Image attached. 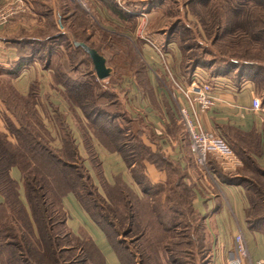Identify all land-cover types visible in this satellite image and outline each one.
Here are the masks:
<instances>
[{
    "label": "trees",
    "instance_id": "1",
    "mask_svg": "<svg viewBox=\"0 0 264 264\" xmlns=\"http://www.w3.org/2000/svg\"><path fill=\"white\" fill-rule=\"evenodd\" d=\"M101 1L118 19L129 23L134 18L116 1ZM160 1L163 3L165 0H146L139 5H130L124 0L126 7L131 10L138 9V6V11L153 14L157 12L154 6ZM232 5L229 7H232V15L237 16L240 29L229 31V23L226 22L228 27L224 24L223 34L216 40L234 36L237 49L242 52L239 56L241 61L230 67V73H226L225 69H212L210 78L227 74L233 76L246 67L255 68L259 71L257 86L264 91V57L260 58L264 56V26L259 24L256 29L248 32L247 27H244L245 18L255 21L259 15L251 9L248 10L249 13H245L244 7L248 4H238L239 9ZM215 6L219 7L217 3ZM39 12L45 17L46 25L39 27V31L33 34L23 31L21 39L18 37L19 41L18 38L12 41L19 47L21 60L10 68L0 67V98L21 125L18 127L10 121L8 128L16 143L9 139L10 135L0 132V196L4 199L0 204V264H105L102 252L86 232L75 235L68 229L63 200L69 194L76 196L91 219L106 234L121 264H209L210 246L204 219L191 209V192L173 182L166 192L156 190L158 193H151V196L140 199L118 177L114 186L104 185L106 197L102 196L85 165L86 159L80 155L79 144L68 122L69 116L60 112L58 107H52L61 133V144L56 146L38 110V81L31 82L26 95L16 89L10 78H17L29 61L36 59L44 68L53 67V87L62 94L72 118L77 119L88 161L100 177L102 166L93 143L94 136L110 151L121 154L128 165L137 163L135 173L140 171V162L150 156L140 136L130 133L129 127H122L120 124V119H125V112L111 111L114 105L120 103H100L111 94L100 89L92 60L81 46L90 45L87 30L90 29L94 34L99 27L78 5L70 6L68 15L72 21L69 30L74 37L71 42L58 24L53 22L51 7ZM62 15L66 14L61 13ZM183 15L188 18L186 11ZM196 27L199 28L200 37L194 38L204 39L209 25L202 26L203 30L198 24ZM177 29V24L171 27L169 35L172 36ZM149 34L154 36L153 31H149ZM115 37L118 36L106 32L102 39L111 45ZM31 39L34 40L30 41ZM186 39L187 37L182 38L181 41ZM169 43L167 41L166 45ZM96 49L100 52L99 48ZM55 53L57 58L61 54L57 65L54 62L52 64ZM254 54L258 57L255 58ZM79 57L80 64L73 66L74 60ZM66 58L68 64L64 66L62 62ZM132 64L140 73V61L132 58ZM189 64L190 62L181 63L188 83L197 69L195 67L191 70ZM78 65H88L91 68L84 75L85 81H75L77 78L72 77L80 69L77 68ZM68 81L71 83H66ZM78 109L82 111L84 119L77 116ZM128 120L126 118L127 123ZM235 141L237 144H233L232 148L239 157H242L240 147L248 150L253 147L254 152L259 153L256 146L260 141L255 136L241 135ZM244 161L250 162L248 155ZM13 168H18L21 172L26 202L21 198L19 182L11 177ZM252 174L254 181L249 184L251 206L247 213L251 225L264 222V173L254 168ZM162 192L165 193L162 195ZM178 216L181 217L180 220H177ZM114 237L117 238L118 245L113 242ZM128 239H131L130 244ZM182 246L187 248L180 251L181 255H185L184 260L175 253V249Z\"/></svg>",
    "mask_w": 264,
    "mask_h": 264
},
{
    "label": "crops",
    "instance_id": "2",
    "mask_svg": "<svg viewBox=\"0 0 264 264\" xmlns=\"http://www.w3.org/2000/svg\"><path fill=\"white\" fill-rule=\"evenodd\" d=\"M144 1L146 0H126V3L139 5ZM15 2L16 0H0V16L14 7ZM84 2L87 3L91 12V15L86 14L97 27L105 29L110 35L124 39L123 44L118 42L116 46H108L110 50H115V53L119 55L127 54V52L139 55L142 66L140 73L135 71L132 59L129 61L125 59V62L119 65L126 71L127 76H123L119 81L118 90L121 93L119 95L123 110L129 118L128 131L140 136L150 155L140 162V173L134 172L137 163L128 165L121 154L110 151L95 136L93 143L101 162L102 177L91 167L87 161L88 154L83 136L78 129V121L75 117L72 118L73 115L62 99V94L53 90L52 66L48 69L42 67L36 59L29 61L15 78L22 88V91L20 89L18 91L26 95L31 82L38 81L39 92L41 96L45 95L43 100L50 103V116L55 117L53 106L69 116L68 122L79 144L80 155L86 159L85 165L90 170L102 196L106 197L104 185L114 186L118 177L140 199L151 196V193L152 195L158 193L156 190L166 192L167 188L175 182L192 193L191 209L204 219V228L210 246L209 264H228L229 261L237 258L235 237L239 231L244 236L251 259L264 262V222L251 225L247 214L251 206L249 184L254 181L251 178L254 168L264 173V112L252 110V102L256 97L264 101V91L257 86L259 71L246 67L241 73L235 72L233 76L214 78H210V74L204 72L203 77H206V81L210 79L211 84L218 83L215 92L219 100L210 111L201 115L203 128L220 134L229 142L231 148L233 144H237L235 140L241 135L255 136L260 141L256 146L259 153L254 152L253 147L250 150L240 147L242 157L234 152L235 164H229L220 157L211 156L208 164L211 176H208L195 162L190 151L189 138L179 114V108L185 105L186 101L175 84L189 83L185 75L181 74L180 55L176 51V46L171 42L170 46L163 50L169 59L166 65L159 54L160 49L152 43L148 28L140 29V23L151 17L153 12L145 13V16L139 14V16L132 14V11L126 7L130 14L137 17L135 22L139 23L137 29L131 30L125 26L126 22L109 12L103 1L84 0ZM72 5L82 7L79 3L76 4L75 0L58 2L56 0H23L24 11L10 15L5 23L0 21V67L10 68L21 60L18 54L19 47L12 41L17 40L19 36L21 39L24 32L33 34L39 31V27L43 28L46 25V19L39 11L46 7H51L53 22L68 35L72 21L68 11ZM61 13L66 15L61 16ZM101 24L104 27L100 26ZM87 31L90 37L88 47L96 50L99 31L97 30L94 34L90 29ZM54 57L52 64L55 61ZM151 71H155L156 76H153ZM76 112L78 117L85 118L82 111L78 109ZM0 131L5 132V130ZM83 152L86 153V157ZM247 155L250 162L244 161ZM11 177L19 182L21 198L26 202L20 170L13 168ZM164 193L162 192V195ZM3 202L4 199L0 196V204ZM63 205L68 213V229L75 235H80L82 231L86 232L102 252L105 264H121L106 234L91 219L76 196L67 195Z\"/></svg>",
    "mask_w": 264,
    "mask_h": 264
},
{
    "label": "rangeland",
    "instance_id": "3",
    "mask_svg": "<svg viewBox=\"0 0 264 264\" xmlns=\"http://www.w3.org/2000/svg\"><path fill=\"white\" fill-rule=\"evenodd\" d=\"M56 1L58 2L60 0H56ZM75 1L77 4L78 1L77 0ZM216 3L219 6L218 8L215 6ZM238 4H248L246 5V7H244L245 13H249L248 10L251 9L253 10V13H256L259 15V17L255 19V21L250 20L245 16L246 18H245L244 27H247L246 29L248 32L253 31V29H256L259 24H261L262 27L264 26V0H167V1L165 0L163 1V3L160 1V3H157L154 6L157 12L153 14L151 17L147 18L146 20H143V22L140 23V29L148 28V32L153 31L154 36L150 38H152L153 40L152 43L158 49H160L159 51L161 52H159V54L162 56L163 62L166 65H168L169 59H167L163 50L166 47L168 48L170 46L169 44L173 42V44L176 46V51L180 55V63L190 62L189 64L190 69L192 70L196 67L197 68L196 73L199 74L200 76L203 77V75H205L204 72H207L208 74H210L212 72V69H225L226 73H230V70H231L230 67L233 64H236L237 61H241V57L239 56L242 55V52L239 49H237V46H236L237 41L234 40V36L233 37H228V36L223 37L221 38L220 41L216 39L220 35L223 34V30H224L223 26L224 24H226V22L229 23V27L226 24V26L228 27L227 30L229 31L238 30L239 31L240 28H239V23L237 22V16L235 17L234 15H232V7L231 6L229 7V5H232V6H235L237 9H239ZM259 4L261 5L258 6ZM121 6L123 7L124 10H127L124 0L121 1ZM81 8L83 9L85 13H87L88 15H91L90 11H87V9L83 7ZM87 8L89 9L88 5H87ZM137 8L139 9L140 7L137 6ZM138 9H134V10L129 9V10L132 11V14H138V15L139 14L141 15L147 12V11L138 12ZM155 9H152V11H154ZM55 10H57V8H55ZM185 11L187 12L188 18L183 15ZM136 18L137 17L132 18L130 20L131 22L125 24V26L131 30L137 29L139 27V23L135 22ZM246 21H247V25H246ZM241 23L242 21L240 22V27H241ZM176 24H177L178 29L174 32L172 36H170L169 29ZM196 24L199 25L201 30H203L202 26L205 27L209 25V28L206 27L208 31L206 32L204 39L194 38L196 36L200 37L199 36L200 33L198 31L199 28L196 27ZM100 26H102V24ZM99 28H98V31L100 32L99 42L95 46L96 48L100 49V52L99 51L98 52L106 58L107 65L112 69V74L107 79L98 80L100 81L99 85H100V89L102 90V92L109 91L110 94L112 95V96L108 95L107 97H105V99H102L100 103L108 104L110 102L116 103L117 101L120 103V105H117V104L116 106L114 105L111 111L112 110L118 111V113L121 111L124 113L122 99L120 98V95H119L121 93H119V90H118V83L122 79L123 76H127V73L124 69L120 68L119 65L121 63H124L125 59L129 61L130 59L133 58V59H136L137 62H139L140 61L139 55L137 53H130V52H127V54L119 55L115 53V50H110V48L108 47L110 45L106 44L105 41L102 39L104 34H106V31L105 29L101 27ZM186 37L187 39L185 41H181L182 38H186ZM67 39L73 42L74 37H72V33L70 32L68 33ZM121 40L119 37H115V40L111 41V45L116 46V43L118 42H121V44H123V41ZM167 41L170 42L168 45H166ZM182 48H186L187 50L186 49L183 50ZM62 54L64 56H67L64 53ZM60 56L61 54L57 58V55L55 54V57H54L55 65H57L56 63L59 62L58 60ZM254 57L257 58L258 56L254 54ZM263 57L264 56H260V58H263ZM79 60H80V57L76 58L73 62L74 63L73 66H75L76 64H80ZM67 61H68L67 58L63 59L62 64L66 66V64H68ZM77 68H80V69L78 70L77 74H72L73 75L72 77L77 78V80L75 81H78V79L79 81H85L83 78H84V75L90 71L91 69L90 66L83 65L80 67L78 65ZM124 71H125V74H124ZM151 72L153 76H156L155 71H151ZM181 72H182L181 74H183L182 69H181ZM204 77L203 79L207 80L206 77L205 78ZM10 79H12L13 84H15L16 89L17 90L20 89V91H22L21 85H19V82L17 81V79L15 78L14 79L10 78ZM209 80L207 82H210ZM66 83H71V82L68 81ZM26 87L28 86L26 85ZM53 90H55V88ZM113 94L115 96H113ZM39 95L40 96L38 99V110L40 111V115L42 116L41 119L42 121H44V123L48 124V126L47 124H45V126L48 127L49 131L51 132L52 138L55 141L54 144L57 146L58 144H61V133L58 128L59 127L58 122L56 120V117L50 116L51 114L49 112L50 103L46 102V100L45 101L43 100L45 99L44 97L45 95L43 96H41V94ZM124 118L125 119H120V122H121L120 124L122 125V127H129L128 126L129 124L126 121V118L128 117H126L125 113H124ZM10 121L14 123L15 125H17L18 127L21 126L18 119L13 117V115L8 110L6 104H4L0 98V130H5L4 133H7L8 135H10L9 139L13 143H16L15 137L12 134H10L9 129H8L10 125ZM0 132H3V131H0ZM133 142H135V140H133ZM83 153H84V156L86 157V153L85 152ZM116 208L118 209V207ZM180 218L181 217L178 216L177 220L178 219L180 220ZM67 219H68V213H67ZM177 222L178 221H175V223ZM112 239H113V242L116 245H118L117 240H116L117 238L114 237ZM130 240L131 239L127 240L129 244L131 243ZM130 246L132 247V245ZM186 249L187 248L183 246L180 248H176L175 253L176 255L178 254L177 256L180 257V259L184 260L185 255H181L180 251H184Z\"/></svg>",
    "mask_w": 264,
    "mask_h": 264
},
{
    "label": "built area",
    "instance_id": "4",
    "mask_svg": "<svg viewBox=\"0 0 264 264\" xmlns=\"http://www.w3.org/2000/svg\"><path fill=\"white\" fill-rule=\"evenodd\" d=\"M78 3L87 11V4L84 0H77ZM121 5L122 0H114ZM15 6L1 14L0 21L5 23L10 15H14L23 9V0H16ZM145 16V13L141 14ZM212 81V80H211ZM203 77L195 73L192 80L187 85L175 84L178 91L182 94L186 104L179 108L181 122L189 138L190 151L195 158L196 164L201 167L208 176H211L208 170L209 158L217 156L229 164H235V154L227 140L215 131L203 128L200 120L201 115L210 111L219 100L215 89L218 83L211 84ZM253 111H263L264 104L259 97L252 102ZM235 246L237 258L229 261L228 264H264L263 261H254L251 259L247 243L241 231L235 237Z\"/></svg>",
    "mask_w": 264,
    "mask_h": 264
},
{
    "label": "water",
    "instance_id": "5",
    "mask_svg": "<svg viewBox=\"0 0 264 264\" xmlns=\"http://www.w3.org/2000/svg\"><path fill=\"white\" fill-rule=\"evenodd\" d=\"M90 56L95 74L99 80L107 79L111 75V69L107 66L106 58L97 52V50L81 45Z\"/></svg>",
    "mask_w": 264,
    "mask_h": 264
}]
</instances>
